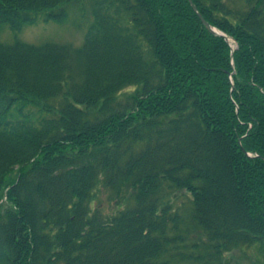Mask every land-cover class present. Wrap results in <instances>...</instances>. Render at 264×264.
<instances>
[{"label":"trees","instance_id":"1","mask_svg":"<svg viewBox=\"0 0 264 264\" xmlns=\"http://www.w3.org/2000/svg\"><path fill=\"white\" fill-rule=\"evenodd\" d=\"M76 1L0 0V26ZM86 1L79 48L0 43V264L264 261V0H191L229 43L188 0Z\"/></svg>","mask_w":264,"mask_h":264},{"label":"rangeland","instance_id":"2","mask_svg":"<svg viewBox=\"0 0 264 264\" xmlns=\"http://www.w3.org/2000/svg\"><path fill=\"white\" fill-rule=\"evenodd\" d=\"M235 4H240L239 0H233ZM53 11H56L55 9ZM50 11H44L34 16V21L23 26L16 34L12 33L7 25L0 26V43L10 45L15 39L32 45L43 43L66 44L72 48H79L83 43V38L88 28L92 24L93 17L91 7L86 0L71 2L64 7L65 17L60 21L46 19ZM135 87H128L118 95V102L125 104ZM111 192L102 186L95 191L94 206L99 207L103 213H110L114 209V204L109 201ZM172 200L174 207H188L189 199L183 192L177 193ZM229 264H264V261L252 248L234 250L225 255Z\"/></svg>","mask_w":264,"mask_h":264},{"label":"water","instance_id":"3","mask_svg":"<svg viewBox=\"0 0 264 264\" xmlns=\"http://www.w3.org/2000/svg\"><path fill=\"white\" fill-rule=\"evenodd\" d=\"M189 4L192 8V10L194 11V13L196 14V16L198 17V19L200 20V22L203 24V26L207 29V31H209L211 34L215 35V36H220L223 37L225 39L226 42L229 43V38H227L223 33L219 32L218 30H216L215 28L211 27L201 16V14L197 11L195 5L191 2V0H188Z\"/></svg>","mask_w":264,"mask_h":264}]
</instances>
